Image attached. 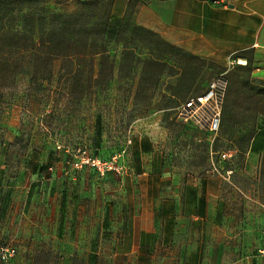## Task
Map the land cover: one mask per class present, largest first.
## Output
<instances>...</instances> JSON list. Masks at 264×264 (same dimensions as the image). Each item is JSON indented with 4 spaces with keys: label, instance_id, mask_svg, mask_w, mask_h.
Returning <instances> with one entry per match:
<instances>
[{
    "label": "rangeland",
    "instance_id": "1",
    "mask_svg": "<svg viewBox=\"0 0 264 264\" xmlns=\"http://www.w3.org/2000/svg\"><path fill=\"white\" fill-rule=\"evenodd\" d=\"M7 1L6 27L24 25L27 7L37 25L76 12L79 36L23 52L0 43V252L13 248L22 264H179L165 257L186 252L163 245L192 237L179 220L165 237L161 209L173 192L178 216L185 180L209 175L221 213L199 228L198 264H264V104L241 63L170 46L137 24L135 4L149 0L123 13L99 0L94 21L80 0ZM108 7L120 23L105 18ZM221 74L230 96L219 130L179 119L178 106ZM82 151L118 170L74 167Z\"/></svg>",
    "mask_w": 264,
    "mask_h": 264
},
{
    "label": "crops",
    "instance_id": "2",
    "mask_svg": "<svg viewBox=\"0 0 264 264\" xmlns=\"http://www.w3.org/2000/svg\"><path fill=\"white\" fill-rule=\"evenodd\" d=\"M128 2L130 0H114L113 11L123 13ZM134 16L137 24L165 41L190 52L202 53L210 60L225 63L228 59H242L246 62L245 58L249 57V76L264 83V0H149L135 4ZM235 55L240 56L235 58ZM141 134L150 136L152 133L146 129ZM155 166L152 161L148 172L152 173ZM171 194L167 195V203L161 209L165 237L172 231L171 221L179 220L188 226V236L192 238L189 243L163 245L167 252H186L184 257L171 255L165 260L198 264L202 250L199 228L209 219L219 218L218 195L209 187V175L186 179L178 195L180 210L177 216L171 211ZM108 217H104L103 226L108 224ZM145 221L141 231L150 234L149 218ZM0 264L22 263L9 258L0 260Z\"/></svg>",
    "mask_w": 264,
    "mask_h": 264
},
{
    "label": "trees",
    "instance_id": "3",
    "mask_svg": "<svg viewBox=\"0 0 264 264\" xmlns=\"http://www.w3.org/2000/svg\"><path fill=\"white\" fill-rule=\"evenodd\" d=\"M24 1H29V0H11L12 4L17 3V2L22 3ZM98 1L99 0H92V1L80 0L81 5H84L86 9L91 11L90 21H94V18L96 15L95 14V8H96L95 4H97ZM111 1L112 0H108V5L111 4ZM8 5L9 3L7 0H0V43L2 42L1 43L2 48L5 51L23 52L25 50H30L32 48H35L38 45H43L45 43L55 44L58 38H61V39H64L65 37L77 38V36H79L77 35L78 33H76V31L73 29L74 25L78 22V15L76 12L72 13L69 18L62 17L61 20H58L55 23H52L53 16H50V15H53V13H51L50 15L48 14V16H42L40 18V20H42V23L40 25H37V20L34 18V14L31 11L32 7H27V8L25 7L27 10H25V13H23L20 16V19H23L25 21V24H27L28 27H25V24L24 25L19 24L17 25V27H6L5 21L7 18L11 16L9 15V12H8L9 9H7ZM110 13H111L110 7H108V9H106L105 11V15H104L105 18L115 22L116 24L120 23V21L122 20V17L121 18L113 17ZM73 31H75V33H71ZM167 44L172 46V44L169 42H167ZM85 51H87V49H85ZM99 52L100 51L91 50L90 56H92L93 54H98ZM239 56L240 55H235V58ZM245 59H246V62L240 59L244 61L245 63L239 64L238 67L246 71V85L248 86L247 91L249 92L250 95H254L256 97L255 100L262 99L263 101L262 104H264V83L258 80H253L249 76L250 60H249V57ZM226 94H227L226 100H228L230 96V86L227 89ZM137 155H138V151L135 152V156ZM104 216L105 218L108 217V209L105 210Z\"/></svg>",
    "mask_w": 264,
    "mask_h": 264
},
{
    "label": "built area",
    "instance_id": "4",
    "mask_svg": "<svg viewBox=\"0 0 264 264\" xmlns=\"http://www.w3.org/2000/svg\"><path fill=\"white\" fill-rule=\"evenodd\" d=\"M226 89L227 79L222 74L212 78L200 94L187 98L178 106V118L191 122L197 128L208 133H216L220 127ZM231 155L232 152L230 150L222 151L219 153L218 160H227ZM73 164L76 168H81L83 165L89 164L101 173L111 168L118 170L112 164L99 163L98 159H92L84 155V151H82L80 159H76ZM14 253L15 250L13 248L5 247L0 252V260H8Z\"/></svg>",
    "mask_w": 264,
    "mask_h": 264
},
{
    "label": "bare ground",
    "instance_id": "5",
    "mask_svg": "<svg viewBox=\"0 0 264 264\" xmlns=\"http://www.w3.org/2000/svg\"><path fill=\"white\" fill-rule=\"evenodd\" d=\"M238 63L244 64L245 62H243V61L239 62V60H238Z\"/></svg>",
    "mask_w": 264,
    "mask_h": 264
}]
</instances>
